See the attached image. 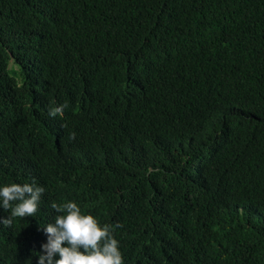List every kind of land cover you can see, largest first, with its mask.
<instances>
[{"label":"trees","instance_id":"trees-1","mask_svg":"<svg viewBox=\"0 0 264 264\" xmlns=\"http://www.w3.org/2000/svg\"><path fill=\"white\" fill-rule=\"evenodd\" d=\"M13 182L45 191L0 264H36L68 200L124 264H264V0H0Z\"/></svg>","mask_w":264,"mask_h":264},{"label":"clouds","instance_id":"clouds-1","mask_svg":"<svg viewBox=\"0 0 264 264\" xmlns=\"http://www.w3.org/2000/svg\"><path fill=\"white\" fill-rule=\"evenodd\" d=\"M63 107L50 109L49 115L61 113ZM44 191L34 182L0 184V210H9L8 216H0V223L8 225L14 217L35 216ZM50 207L57 215L41 226L45 240L39 245L36 264H124L112 225L82 212L72 200L53 201Z\"/></svg>","mask_w":264,"mask_h":264}]
</instances>
